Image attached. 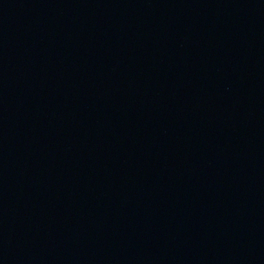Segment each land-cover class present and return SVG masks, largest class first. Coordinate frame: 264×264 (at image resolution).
I'll list each match as a JSON object with an SVG mask.
<instances>
[{"label": "water", "instance_id": "1", "mask_svg": "<svg viewBox=\"0 0 264 264\" xmlns=\"http://www.w3.org/2000/svg\"><path fill=\"white\" fill-rule=\"evenodd\" d=\"M0 264H264V0H15Z\"/></svg>", "mask_w": 264, "mask_h": 264}]
</instances>
